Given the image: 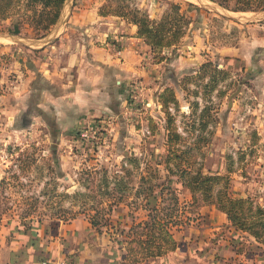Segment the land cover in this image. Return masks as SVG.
Instances as JSON below:
<instances>
[{"label":"rangeland","instance_id":"1","mask_svg":"<svg viewBox=\"0 0 264 264\" xmlns=\"http://www.w3.org/2000/svg\"><path fill=\"white\" fill-rule=\"evenodd\" d=\"M201 1L64 0L57 21L40 37L32 23L18 20L19 9L0 23V35L11 39L0 41V96L5 97L0 104V264H39L38 249L46 252L42 260H55L58 253L71 261L75 249L84 246L119 264L109 251L104 223L115 224L125 214L145 219L160 193L161 206L169 211L167 188L177 194L178 215L185 221L172 229L177 244L168 253L170 264H218L233 255V239L242 250L237 260L264 264V249L252 238L247 244L232 236L225 214L214 204L197 199L188 205L189 192L178 177L182 168L218 172L228 177L234 194L264 207V71L256 76L249 70L251 62H264V9L233 12ZM171 4L184 16L182 35L154 52L133 33L140 40L133 50L139 73L121 85L116 113L97 110L72 120L67 132L56 128L55 133L48 116L55 112L38 101L40 87L50 96L58 94L56 82L37 78L30 97L20 94L14 64L23 68L26 50L55 46L64 27L84 53L92 55L96 46L104 56L123 60L125 44L116 28L98 38L85 22L71 30V15L94 11L103 16L104 7V16L126 26L132 23L119 15L122 11L136 9L158 19ZM56 54L59 84L72 81L67 55ZM168 89L172 95L165 93ZM167 128L178 139L169 140ZM21 212L32 213L30 228L16 217ZM91 216L98 221L94 227Z\"/></svg>","mask_w":264,"mask_h":264},{"label":"trees","instance_id":"2","mask_svg":"<svg viewBox=\"0 0 264 264\" xmlns=\"http://www.w3.org/2000/svg\"><path fill=\"white\" fill-rule=\"evenodd\" d=\"M210 1L233 12L264 9V0ZM63 2L64 0H0V23L8 16L13 15L15 9H19L18 16L20 17L18 20L32 23V32L35 37H40L45 35L50 26L57 21ZM176 7L177 5L171 4L170 8L164 11L158 19H150L147 14L140 13L136 9L122 11V14L119 15H122L128 22L135 24L136 36L142 38L152 51L157 52L174 44L182 35L181 23L184 22V16L178 13ZM99 14L104 16L108 14V11L103 7ZM165 93L172 95V91L169 89ZM166 104L167 99L163 97L162 105L165 106ZM168 136L169 140L178 139L177 133L172 128L168 129ZM165 169L170 170L167 165H165ZM178 173L181 185L189 192V206L194 205L197 199H201L200 201L203 203L214 204L219 211L225 214L228 229L232 232V236L235 234L241 240H248L247 244L251 243L249 238H252L256 246H261L264 249V207L253 205L248 197L234 194L228 177L218 172L203 174L199 170L182 168L178 169ZM167 190L172 205L169 206V211H167L168 206H161L163 198L162 193H160L159 203L156 202V198H153V204L149 207L147 202L149 208L145 219L136 221L131 214H125L123 217H117L115 224L104 223L105 231L109 232V240L112 242L109 251L113 256H116L119 264H140L145 260L161 257L175 250L177 243L173 230H179L178 227L185 224V221L180 219L178 215L177 194L173 190L170 191L169 188ZM104 215L102 213V216ZM29 216H32V213H16L19 222L26 225L27 228H30L29 222L32 220L31 217L27 219ZM127 216H130L129 221L124 222L123 220ZM93 217L91 216L90 224L94 227L98 221ZM106 219L108 220L107 217ZM36 221L38 222V219ZM31 242L30 245L36 248L35 241L32 239ZM236 242L233 239L230 243L233 248V255L220 258L218 264L246 263V259H236L242 253V250L237 248L240 242ZM37 252L40 254L38 260L41 262L44 258L43 254L46 252L40 249ZM107 257L110 258L109 255Z\"/></svg>","mask_w":264,"mask_h":264},{"label":"crops","instance_id":"3","mask_svg":"<svg viewBox=\"0 0 264 264\" xmlns=\"http://www.w3.org/2000/svg\"><path fill=\"white\" fill-rule=\"evenodd\" d=\"M71 18L73 23L71 30H77L80 28V24L85 22L84 26L91 25L90 27L94 29L93 32L99 34L98 38H101L102 34L105 33L111 34L112 32L113 34L116 28L118 30L117 37L123 41L125 46L123 49V60L121 61L117 60V58H110L111 55L108 54L104 56L100 48L96 46H93L91 50L89 49L92 53V55H89L88 53H84V47L81 44L77 43V45H74L75 36L71 37V31H68L64 27L62 35L55 40V46L47 44L44 47L26 50L24 54L27 55L28 61L24 58L23 68L21 69L19 63L17 64L18 68L14 64L15 69H12H14L13 71L18 77V90L20 94H27L25 96L30 97L32 90H35L32 87L37 78L43 82H56V87L59 88L58 94L50 96L44 92L43 87H40L39 96L41 99L38 101L40 105L47 103L48 109L51 110L50 112H55V115L48 113L55 127L53 130L55 133L57 131L56 128H62L61 131L67 132V130L74 126L71 125L72 120H79L81 117L97 110H108L116 113L117 109L114 105L119 103V95L124 89L122 86L126 81L139 73L138 64L136 65L137 67L134 65L138 60L133 50L136 45L135 43L140 42L137 37L134 38L132 36L135 32V25L126 24L125 26L123 25V21L119 24L114 23L109 19L110 17L99 16L94 11L71 15ZM84 29L88 31V28L85 27ZM68 32L69 34H67ZM73 45L76 47L73 48ZM55 52L67 55L65 65L74 67V79L72 81L67 80L59 84L62 75L57 67L59 64L57 63V54L52 55ZM89 69H97V73L94 75ZM249 70L256 72V76L261 75L264 71V62L263 64L259 63V65L251 62ZM3 98L5 97L0 96V104H2ZM12 99L14 98L12 97ZM1 108L0 105V110ZM79 112H82V114ZM75 242H77L75 244H78L77 240ZM92 249L88 248V246H84L78 250L75 249V255L70 257L72 264H112L108 259H104ZM53 256L56 259L59 254L53 253ZM172 256L171 254H167L145 260L140 264H164L162 262L170 264Z\"/></svg>","mask_w":264,"mask_h":264},{"label":"built area","instance_id":"4","mask_svg":"<svg viewBox=\"0 0 264 264\" xmlns=\"http://www.w3.org/2000/svg\"><path fill=\"white\" fill-rule=\"evenodd\" d=\"M39 264H72V262L68 260L66 257L62 256L55 260L44 259Z\"/></svg>","mask_w":264,"mask_h":264},{"label":"bare ground","instance_id":"5","mask_svg":"<svg viewBox=\"0 0 264 264\" xmlns=\"http://www.w3.org/2000/svg\"><path fill=\"white\" fill-rule=\"evenodd\" d=\"M198 1H200V2H202L201 0H198ZM0 41H11V39L10 38H0Z\"/></svg>","mask_w":264,"mask_h":264},{"label":"water","instance_id":"6","mask_svg":"<svg viewBox=\"0 0 264 264\" xmlns=\"http://www.w3.org/2000/svg\"><path fill=\"white\" fill-rule=\"evenodd\" d=\"M0 37H2V38L9 37V38H10V35H8V34H1ZM40 41H41V40H40Z\"/></svg>","mask_w":264,"mask_h":264}]
</instances>
